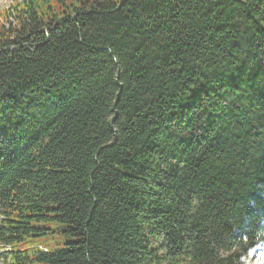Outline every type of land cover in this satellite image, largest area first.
<instances>
[{
	"label": "trees",
	"instance_id": "1",
	"mask_svg": "<svg viewBox=\"0 0 264 264\" xmlns=\"http://www.w3.org/2000/svg\"><path fill=\"white\" fill-rule=\"evenodd\" d=\"M13 3L5 264H242L264 244V0Z\"/></svg>",
	"mask_w": 264,
	"mask_h": 264
},
{
	"label": "rangeland",
	"instance_id": "2",
	"mask_svg": "<svg viewBox=\"0 0 264 264\" xmlns=\"http://www.w3.org/2000/svg\"><path fill=\"white\" fill-rule=\"evenodd\" d=\"M16 0H0V12L7 10L13 2ZM23 1V0H17ZM64 239L60 235L53 234L52 238L38 240V243L52 245L54 243H61ZM6 247L0 245V264H5V261L2 258L3 252H5ZM242 264H264V244L254 247L249 250L247 254L241 258Z\"/></svg>",
	"mask_w": 264,
	"mask_h": 264
}]
</instances>
